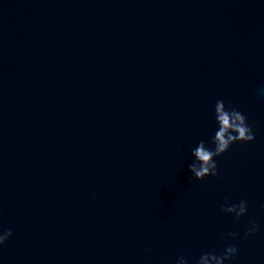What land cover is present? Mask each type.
I'll list each match as a JSON object with an SVG mask.
<instances>
[{
    "label": "water",
    "instance_id": "95a60500",
    "mask_svg": "<svg viewBox=\"0 0 264 264\" xmlns=\"http://www.w3.org/2000/svg\"><path fill=\"white\" fill-rule=\"evenodd\" d=\"M217 100L256 139L201 181ZM0 216V264H264V0H0Z\"/></svg>",
    "mask_w": 264,
    "mask_h": 264
},
{
    "label": "clouds",
    "instance_id": "9594fccd",
    "mask_svg": "<svg viewBox=\"0 0 264 264\" xmlns=\"http://www.w3.org/2000/svg\"><path fill=\"white\" fill-rule=\"evenodd\" d=\"M215 120L218 125L214 136L210 143L214 147H209L208 142L201 140L198 146L192 151L195 158L189 164V170L193 177L197 180H205V178L219 177L217 157L223 156L231 150L233 144L236 143H252L255 141V133L253 127L249 125L247 117L233 104H226L223 100H217L215 104ZM248 210V201L241 200L239 203H230L225 201L222 206V211L234 216L236 221L246 214ZM2 219V216H0ZM260 228V225L255 220H250L247 229L244 232V237L254 234ZM11 229L0 231V248H2L12 237ZM231 239L239 238V233H229ZM238 253L236 245H229L224 252L217 255L215 251L203 253L196 264H225L226 261H231ZM177 264H189V259L185 256H180L177 259Z\"/></svg>",
    "mask_w": 264,
    "mask_h": 264
}]
</instances>
